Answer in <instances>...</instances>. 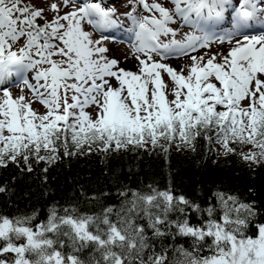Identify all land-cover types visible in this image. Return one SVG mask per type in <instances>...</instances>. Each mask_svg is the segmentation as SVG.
Here are the masks:
<instances>
[{
    "label": "snow or ice",
    "instance_id": "obj_1",
    "mask_svg": "<svg viewBox=\"0 0 264 264\" xmlns=\"http://www.w3.org/2000/svg\"><path fill=\"white\" fill-rule=\"evenodd\" d=\"M115 2L0 0V167L47 173L62 156L140 149L167 159L200 140L264 164V0H132L127 25ZM81 195L98 210L0 213V264H264V222L234 195L206 206L171 184L125 187L119 206Z\"/></svg>",
    "mask_w": 264,
    "mask_h": 264
},
{
    "label": "trees",
    "instance_id": "obj_2",
    "mask_svg": "<svg viewBox=\"0 0 264 264\" xmlns=\"http://www.w3.org/2000/svg\"><path fill=\"white\" fill-rule=\"evenodd\" d=\"M21 167L13 163L0 167V186L7 188L0 193V213L37 210L43 218L52 204L70 202H78L82 210L95 211L99 204L85 202L81 189L88 196L107 192L103 204L119 206L118 192L125 187L146 189L151 184L163 190L171 184L176 195H185L202 206L210 200L215 203L213 193L217 191L234 195L253 206L256 222H264V164L250 167L236 155L209 152L203 140L195 152L172 148L167 159L159 149H140L62 156L47 173L42 172L43 162L34 163L31 173L26 169L22 172ZM178 242L187 246L183 238Z\"/></svg>",
    "mask_w": 264,
    "mask_h": 264
},
{
    "label": "rangeland",
    "instance_id": "obj_3",
    "mask_svg": "<svg viewBox=\"0 0 264 264\" xmlns=\"http://www.w3.org/2000/svg\"><path fill=\"white\" fill-rule=\"evenodd\" d=\"M28 2H32V3H36L38 6H44L43 3H41V0H28ZM232 3H236V1L232 0ZM131 4H132V0H116L115 2V6L118 8V14L120 15V19L125 23L128 22L126 20V18L122 15V13L126 12V11H129L130 8H131ZM229 12H231V9H229L226 13H225V17L228 16V14H230ZM49 15V18L51 17V13H48ZM129 23V22H128ZM87 30H91L90 27L87 28ZM218 31L220 29H217ZM183 31H186L185 29H183ZM96 35V38H99V34H95ZM180 38V37H178ZM110 49L113 48V45L112 44H108L107 45ZM222 47L226 48L227 45H224V46H221L219 45L218 43L217 44H213L212 45V51H216L218 49H221ZM203 51V50H202ZM129 52V49H128V46L126 43L124 44H121L117 49H115L114 51V55L118 58V59H122L127 53ZM170 63H172L174 66H179L182 61H176V60H172L170 61ZM135 64V61L129 59L123 66L126 67V68H132L133 70H135L133 68V65ZM18 90L17 89H13V92L16 93ZM36 107L40 108L39 105H36ZM41 110H43L41 108ZM218 146L215 145V148H217ZM245 151L247 149H244Z\"/></svg>",
    "mask_w": 264,
    "mask_h": 264
},
{
    "label": "bare ground",
    "instance_id": "obj_4",
    "mask_svg": "<svg viewBox=\"0 0 264 264\" xmlns=\"http://www.w3.org/2000/svg\"><path fill=\"white\" fill-rule=\"evenodd\" d=\"M236 4H237V3H234L233 5H236ZM226 18H227L228 20H230V19H231V16L228 15ZM228 27H229V26H228Z\"/></svg>",
    "mask_w": 264,
    "mask_h": 264
}]
</instances>
